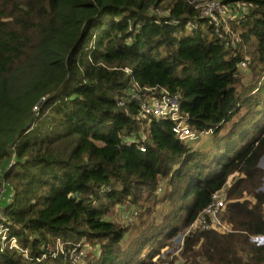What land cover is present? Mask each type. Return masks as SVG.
Returning <instances> with one entry per match:
<instances>
[{"label": "trees", "instance_id": "1", "mask_svg": "<svg viewBox=\"0 0 264 264\" xmlns=\"http://www.w3.org/2000/svg\"><path fill=\"white\" fill-rule=\"evenodd\" d=\"M204 1L0 0V190L3 180L13 194L9 235L28 251L0 247V264H55L37 260L57 239L98 246L87 264H264L251 241L264 235V0H222L247 5L230 24L235 49L200 18ZM134 83L178 94L210 143L194 148L152 121L145 152L126 145L146 125L136 104L117 105ZM224 187L232 232L173 242ZM126 202L148 218L122 245L128 229L106 216ZM162 202L167 213L150 217Z\"/></svg>", "mask_w": 264, "mask_h": 264}, {"label": "built area", "instance_id": "2", "mask_svg": "<svg viewBox=\"0 0 264 264\" xmlns=\"http://www.w3.org/2000/svg\"><path fill=\"white\" fill-rule=\"evenodd\" d=\"M196 8L200 11L201 19H206L211 25H214L220 40L225 42L230 49H235L239 39L224 26L236 23L243 18L247 5L244 3L224 4L222 0H206L199 3ZM220 30L223 33H220ZM238 68H246V62H241ZM116 101L119 107L131 103L136 104L138 113L134 118L145 120L146 125H149L152 121H168L171 124V132L181 142H196L202 135L212 133V130L207 132L193 130L189 124V113L181 109L180 96L169 93L165 88L142 87L134 83L124 95L117 97ZM147 135L148 130L142 128L137 135H133L131 138L125 140V144L128 146L134 144L140 152H145L146 149L143 144L147 141ZM11 165L12 161L9 162L8 168ZM9 189V185L1 180L0 247L2 250L6 248L13 250L22 257L27 258L28 251L22 249L16 239L9 235V228L6 226L5 207L13 199V194ZM226 204V187H224L211 195L205 208L198 213L195 220L187 229L186 235L195 231H214L223 234L232 232L231 227L222 218ZM251 241L258 244L260 241H264V235L251 237ZM86 252V244H68L57 239L53 244L49 242L43 246V254L37 261L52 260L53 262H61L62 264H80L87 258Z\"/></svg>", "mask_w": 264, "mask_h": 264}, {"label": "rangeland", "instance_id": "3", "mask_svg": "<svg viewBox=\"0 0 264 264\" xmlns=\"http://www.w3.org/2000/svg\"><path fill=\"white\" fill-rule=\"evenodd\" d=\"M224 27L225 28L227 27L228 30L234 36L238 37V30H239L238 27H236L234 30L231 28V25H226ZM250 58H251L250 55H246L245 56V60L247 62L246 63V68L239 69L240 76L242 77L243 83H245V84L250 80V74H249V71H248V64H249ZM34 112L35 113L38 112L37 108H35V107H34ZM148 128H149V125H146V126L143 127L144 130H146V129L148 130ZM211 139H212L211 135L204 134V135L201 136V138L198 141L193 142V144H192L193 146L192 147H194V148H204L210 143ZM259 167L262 168L263 171H264V158L260 161ZM235 177H237V176H235ZM229 183H230V180H229ZM260 190L264 191V177H263V184H262ZM166 192H168L166 185L164 183L160 184L159 185V190H157V192H156L158 199H162L163 195ZM167 210H168V204L166 202L158 203L156 208H155V210H154V212L151 213L150 217H152V218L154 216L158 217L162 213H167ZM147 218H148V215H147L146 209L144 207H142L141 203L130 204V202L129 203L126 202V203H122V204L114 206L112 208L111 212L106 216V219L108 221L113 222L115 224H119L122 227L128 229L126 234L124 235L123 241L121 242L122 245L126 244V242L132 237L133 233H136L138 230H140V225L142 223H144V221ZM223 221L225 222L224 219H223ZM231 230H232V228H231ZM186 231L187 230H185L183 232V234L181 235L180 241H179V239L177 237V238H175V240H173V242L176 241L177 244L179 242V245H181V242L185 238V236H188V235H186ZM67 243L68 244H71V243L72 244L82 243V244H86L87 245V252H86L87 253V258L83 262H81L80 264H87L89 261L94 260L99 255L98 246H96V248H94L95 246H92L89 242H86L84 239L76 240V241H73V242L70 241V242H67ZM258 244H264V241H262V242L260 241ZM167 249L168 250L164 249L162 253L164 254V253L170 251L169 248H167ZM149 250L150 249H147V251L143 253V256H146V253ZM180 250H181L180 248L177 249L176 250V254L179 255L180 254ZM54 263L55 264H62L61 262H54ZM198 263L199 264H207L205 262V260L202 259V258L201 259L198 258ZM173 264H182V260L181 259L180 260L174 259L173 260Z\"/></svg>", "mask_w": 264, "mask_h": 264}]
</instances>
